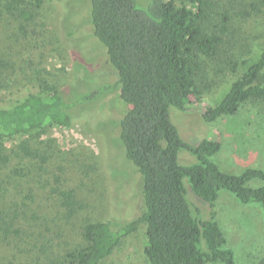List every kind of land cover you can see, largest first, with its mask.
Returning a JSON list of instances; mask_svg holds the SVG:
<instances>
[{
  "label": "trees",
  "instance_id": "1",
  "mask_svg": "<svg viewBox=\"0 0 264 264\" xmlns=\"http://www.w3.org/2000/svg\"><path fill=\"white\" fill-rule=\"evenodd\" d=\"M48 1L0 0V37L39 33L44 38L49 32L40 18ZM89 5L93 36L105 48L116 74L114 86L127 107L117 120L116 138L140 177L143 211L117 227L107 218L86 222L83 247L53 261L42 250H21L20 228L4 208L12 200L0 191V264H101L142 225L148 264H235L216 220V202L221 191L230 193L243 205H256L264 220V170L248 168L235 175L202 159L180 137L169 110L185 111L200 89L210 90L212 74L234 76L221 96L225 105L239 99L264 102V31L255 34L259 27L250 28L264 14V0H151L145 9L135 0H89ZM6 66L0 53V90L10 82ZM39 88L0 106V166L15 158L44 162L47 156L32 148L30 140L56 126L79 124L70 117L71 105L58 87L42 82ZM12 142H17L15 150L7 147ZM181 150L198 162L180 165ZM185 181L207 204V219L198 209L194 213ZM58 195L67 208L74 206L73 191ZM4 253H12L16 261Z\"/></svg>",
  "mask_w": 264,
  "mask_h": 264
},
{
  "label": "rangeland",
  "instance_id": "2",
  "mask_svg": "<svg viewBox=\"0 0 264 264\" xmlns=\"http://www.w3.org/2000/svg\"><path fill=\"white\" fill-rule=\"evenodd\" d=\"M150 2L135 0L140 9ZM89 7V0H49L40 18L49 32L44 38L39 33L0 37L10 79L0 90V106L37 93L46 82L60 89L63 101L71 105L70 117L79 122L50 128L30 140L32 148L47 156L44 162L15 158L0 166V191L12 200L4 208L20 228L21 250H42V256L53 261L83 247L81 229L86 222L107 218L117 227L143 211L140 177L124 159L116 138L117 120L127 107L114 86L116 74L107 63L105 48L93 36ZM254 22L250 28L259 27L255 34L264 31V14ZM232 78L212 74L210 90L200 89L185 111L170 108V119L180 137L222 171L238 175L248 168L264 170V102L246 104L239 99L225 105L221 96ZM16 143L7 147L15 150ZM178 162L186 166L198 161L181 150ZM185 186L194 213L198 209L207 219V204L189 191L186 181ZM61 190L74 192L72 208L63 205ZM215 212L235 264H264V220L259 208L221 191ZM145 242L142 225L101 264H148ZM4 256L16 261L12 253Z\"/></svg>",
  "mask_w": 264,
  "mask_h": 264
}]
</instances>
